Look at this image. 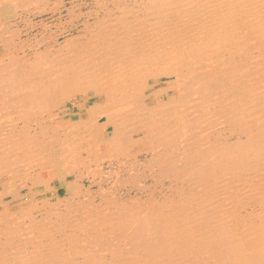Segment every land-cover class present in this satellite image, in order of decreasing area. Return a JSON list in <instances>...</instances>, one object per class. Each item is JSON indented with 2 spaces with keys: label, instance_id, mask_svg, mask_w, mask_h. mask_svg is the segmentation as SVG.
Listing matches in <instances>:
<instances>
[{
  "label": "bare ground",
  "instance_id": "1",
  "mask_svg": "<svg viewBox=\"0 0 264 264\" xmlns=\"http://www.w3.org/2000/svg\"><path fill=\"white\" fill-rule=\"evenodd\" d=\"M138 1L62 46L0 0V264H264V0Z\"/></svg>",
  "mask_w": 264,
  "mask_h": 264
},
{
  "label": "rangeland",
  "instance_id": "2",
  "mask_svg": "<svg viewBox=\"0 0 264 264\" xmlns=\"http://www.w3.org/2000/svg\"><path fill=\"white\" fill-rule=\"evenodd\" d=\"M24 3H22L21 5H17L15 3H13L12 5H14L15 7L12 8L14 10V12L12 14L9 15V23L11 24L10 26L12 28H22V32H24L23 34L20 33L18 34L19 36L22 35V37L19 38V40L21 41H25L27 39H30V42L32 41H39L41 39V30L44 28V30H52L54 31L55 33V37H56V41H58L60 43V45L63 46V43L65 45V39L66 41L68 40L67 38L70 36V37H73L74 35L78 36L81 34V31L83 32V27H84V24L86 22H93L95 20L98 19V17H102L103 16V13H99L97 14V12L95 10H98V4L97 0H62V2H59L57 3L55 0H44L42 3L41 1L39 2L38 1V6L36 4L31 3V0H23ZM133 1H137L138 2V5H141L142 4H139V1L138 0H131V2ZM26 3H29L26 4ZM57 3V4H56ZM62 3V4H61ZM96 3V4H95ZM25 4V5H24ZM34 4V5H33ZM61 4V5H60ZM82 6H81V5ZM8 5L10 6L11 4L8 3ZM23 5V6H22ZM33 5V7H32ZM74 5L75 8H76V11L71 17L68 16V15H71L69 12H68V9ZM27 6V7H26ZM31 6V7H30ZM79 6V7H78ZM82 8H81V7ZM88 6V8H87ZM11 7V6H10ZM89 7H91L89 9ZM94 8V9H93ZM97 8V9H96ZM21 11H20V10ZM55 9V10H54ZM65 9V10H64ZM81 11H79V10ZM18 10V11H17ZM34 10V11H33ZM60 10V11H59ZM88 10V11H87ZM93 10V11H91ZM25 11V12H24ZM32 11V12H31ZM58 11V12H57ZM23 12V13H22ZM36 12V13H35ZM41 12V13H40ZM48 12V13H47ZM53 12V13H52ZM87 12V13H86ZM92 12V13H91ZM29 13V14H28ZM14 14V15H13ZM19 14L21 15V17L19 16ZM47 14V16H46ZM63 14V15H62ZM66 14V15H65ZM68 14V15H67ZM86 14V15H85ZM94 14V15H93ZM96 14V15H95ZM13 15V16H12ZM23 15V16H22ZM28 15V16H27ZM33 15V16H32ZM53 15V16H52ZM62 15V16H60ZM93 15V16H92ZM100 15V16H99ZM40 16V17H39ZM43 16V17H42ZM87 16V18H86ZM39 17V18H38ZM71 19H70V18ZM74 17H77L78 19H75ZM91 17V18H90ZM32 20H31V19ZM38 20H37V19ZM44 20H43V19ZM53 18V19H52ZM69 18V20L67 19ZM75 20H74V19ZM14 19V20H13ZM36 19V20H35ZM73 19V20H72ZM1 20V18H0ZM13 20V21H12ZM55 20V21H54ZM78 20V21H76ZM91 20V21H89ZM15 21V23H14ZM21 21V22H20ZM32 21V22H31ZM37 23H36V22ZM47 21L49 23H47ZM62 21V23H61ZM69 21V22H68ZM113 23H118L116 22V20H112ZM115 21V22H114ZM118 21V20H117ZM20 22V23H19ZM52 22V23H51ZM74 22V23H73ZM83 22V23H82ZM85 22V23H84ZM14 23V24H13ZM16 23L18 26H16ZM19 23V24H18ZM30 23H31V26H30ZM33 23V24H32ZM59 23V24H58ZM22 26H21V25ZM27 24V26H26ZM36 24V25H35ZM41 24V25H40ZM72 24V25H71ZM14 25V27H13ZM74 25V26H73ZM30 27V28H29ZM38 27V28H37ZM56 27V28H55ZM69 27V28H68ZM29 28V29H27ZM52 28V29H51ZM24 29V31H23ZM29 32H27V30ZM35 29V30H34ZM81 29V30H80ZM43 30V31H44ZM59 30V31H58ZM67 30V31H65ZM71 31V32H70ZM35 32V33H34ZM16 33V32H15ZM29 35H28V34ZM44 33V32H43ZM65 33V34H64ZM72 33V34H71ZM31 34V35H30ZM39 34V35H38ZM79 34V35H78ZM34 35V37H33ZM38 35V36H37ZM69 35V36H67ZM29 36V37H28ZM37 36V39L35 38ZM59 36V37H57ZM67 36V37H66ZM69 37V38H70ZM77 37V38H78ZM36 39V40H35ZM32 41V42H33ZM79 41V40H77ZM62 42V43H61ZM2 47L0 46V54L2 53ZM161 86V87H160ZM166 86V82L165 81H161L160 83H158L156 85V88L157 89H160V88H163ZM171 94L173 92H170ZM92 94V93H91ZM79 98V105L78 107L76 106L75 107V101H76V98L74 100H67L66 103H64L61 108H67V119H69L70 117H72L74 120L76 119H79L81 116H80V113L82 112H85L84 111V107H85V103H84V100L82 99V95H78ZM90 100H88V103H87V106H93L94 104H96L98 102V98L97 97H91L89 98ZM168 97L167 95H162L159 100L160 101H163V100H167ZM67 106V107H66ZM69 112V113H68ZM72 113H74V115H70ZM84 115H86V113H84ZM80 116V117H79ZM105 119V118H104ZM112 126L109 127V129H111ZM110 131V130H109ZM144 158V157H143ZM74 176H70L69 179H73ZM146 179V178H145ZM144 180V178H143ZM150 178L148 177L146 179V183H139V185H145L146 186H150L151 182H150ZM167 184V183H166ZM112 185H115L114 182L112 183ZM71 185H63L61 184V186L59 187V192H58V195H61V196H64L65 193H66V190H67V187H70ZM162 185H160L161 187ZM94 188H97V187H94ZM1 190H2V187L0 185V193H1ZM124 191V190H123ZM122 190H118L117 192V195L118 196H122V198L124 197H127V196H133L135 195V192H131V193H126L125 191L123 192ZM141 191L143 192H138V195H140V197L142 199H145L147 196H148V193L145 189H142ZM145 191V192H144ZM21 194H27L28 193V189H26L25 187L22 188V191H20ZM52 193L48 192V194H43L44 196L48 197V196H51ZM127 194V195H126ZM12 195V196H11ZM43 195H40L38 197V199H42L44 196ZM146 195V196H145ZM1 196V194H0ZM11 198V199H10ZM18 198V197H17ZM8 199V200H7ZM21 199L18 198V199H15L14 198V194H7L6 196H3V197H0V216H2L5 212L7 214H11V213H17V212H20L21 209H22V206L19 205ZM27 201L24 203L26 204ZM18 208V209H17ZM16 209V210H15Z\"/></svg>",
  "mask_w": 264,
  "mask_h": 264
}]
</instances>
